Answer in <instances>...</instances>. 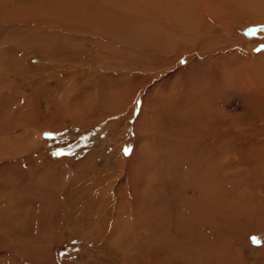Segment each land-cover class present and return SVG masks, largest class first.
<instances>
[{"label":"rangeland","instance_id":"374dc122","mask_svg":"<svg viewBox=\"0 0 264 264\" xmlns=\"http://www.w3.org/2000/svg\"><path fill=\"white\" fill-rule=\"evenodd\" d=\"M204 1L0 0V264H264V2Z\"/></svg>","mask_w":264,"mask_h":264},{"label":"bare ground","instance_id":"6f19581e","mask_svg":"<svg viewBox=\"0 0 264 264\" xmlns=\"http://www.w3.org/2000/svg\"><path fill=\"white\" fill-rule=\"evenodd\" d=\"M168 1H171V2H180V0L178 1V0H168ZM231 2H236L237 3V9H238V11L240 12V10H242V12H243V9L245 8V7H247L248 5H246V4H249V2H255V3H259V2H264V0H230ZM97 2V1H96ZM157 2V1H156ZM166 2H167V0H166ZM183 2H184V0H183ZM198 2H205L204 0H198ZM209 2V1H208ZM103 4V3H102ZM177 4V3H176ZM184 4H186V2L184 3ZM95 5V4H94ZM96 6V5H95ZM94 6V7H95ZM100 6V5H99ZM179 6V5H178ZM100 7H102V6H100ZM127 7V6H126ZM125 7V8H126ZM130 8H131V6H130ZM216 8V7H215ZM221 8V7H220ZM128 10V9H127ZM203 11V10H202ZM245 11V10H244ZM241 13V12H240ZM243 13H245V14H249L248 12H243ZM243 13H241L242 15H244ZM197 14V13H196ZM198 14H200V13H198ZM244 17V16H243ZM263 17V16H262ZM250 19H251V17H249ZM146 19V18H145ZM155 19V18H154ZM202 19H203V17H202ZM215 19V18H214ZM135 20V19H134ZM213 20V19H212ZM243 20V19H242ZM248 20V19H247ZM252 20V19H251ZM258 20V19H257ZM221 21V20H220ZM261 21H264V18H261ZM159 22V21H158ZM158 22H156L157 24H159ZM200 22L201 21H199V25H200ZM230 22V21H229ZM247 22H253V20L252 21H247ZM254 22H258V21H254ZM151 23V22H150ZM202 24V23H201ZM214 24H215V22H214ZM249 24V23H248ZM168 25V24H167ZM197 25V24H196ZM199 25H198V27H199ZM159 26V25H158ZM165 27H170V26H165ZM197 27V28H198ZM195 31V30H194ZM197 32H199V31H197ZM168 34V33H167ZM196 34V33H195ZM195 34H194V36H195ZM199 34H201V33H199ZM198 34V35H199ZM192 35V34H191ZM199 37V36H198ZM263 54H264V52H263ZM243 65V64H242ZM197 72V71H196ZM207 76H209V75H207ZM205 83H207V82H205ZM214 110V109H213ZM219 110V109H218ZM225 120V119H224ZM226 121V120H225ZM218 129V128H217ZM231 129H234V128H231ZM235 130V129H234ZM211 131V130H210ZM209 131V132H210ZM232 132V131H231ZM214 133V132H213ZM225 142V141H224ZM248 142V141H247ZM253 143V142H252ZM227 144H228V142H227ZM220 145V144H219ZM250 145H252V144H249V146ZM212 146V145H211ZM229 146V145H228ZM227 146V147H228ZM229 148V147H228ZM213 150V149H212ZM234 150V149H233ZM235 152V151H234ZM191 157V156H190ZM264 158V157H263ZM264 161V160H263ZM240 163V162H239ZM251 163V162H250ZM264 163V162H263ZM229 164H231V163H229ZM245 164V163H244ZM246 165V164H245ZM252 165H254V167L255 166H257V169L256 170H258V168L261 166V165H264V164H262V159H256V160H254V162H252ZM223 166V165H222ZM247 166H248V164H247ZM259 166V167H258ZM242 167V166H241ZM253 169V168H252ZM262 169H264V167L262 168ZM192 171V174H194L195 175V178L192 180V184L190 185L191 186V188H189L191 191H198L199 193L201 192V193H206V197L207 198H210L209 196H213V197H216L215 196V193L213 192V190H212V186H215V183H214V175H217V173L219 172V170H215V172L212 170V169H208V166H203V167H197V169L196 170H191ZM198 171H200L201 172V174H199L198 173ZM248 171H249V169H248ZM261 171H263V170H261ZM212 172V173H211ZM238 172H241V171H238ZM246 172V171H245ZM174 173V172H173ZM196 173V174H195ZM247 173V172H246ZM257 174V173H256ZM256 174H255V176H256ZM248 175H252V174H248ZM225 177H228V179L227 180H229V178H230V180H234V181H238V180H240V183H242L245 187H246V192H247V194H250L249 196H251V200H253L254 202H256L257 204H259V206L261 205V200H264L263 198H264V175H262V176H258V177H255V178H252V177H249V176H244V173L242 172V174L241 175H238V173H230L229 172V174H227V175H225ZM232 177V178H231ZM170 178L172 179L171 181H173V174H170ZM223 178V177H222ZM160 181V180H159ZM168 181H169V179H168ZM216 181V180H215ZM231 183V182H230ZM234 183V182H233ZM239 183V184H240ZM238 184V185H239ZM230 185V184H229ZM237 185V186H238ZM231 187V186H230ZM242 188V187H241ZM235 189V188H234ZM235 191H236V189H235ZM259 191H260V193H259ZM244 195V194H243ZM158 196H161V193L160 192H158V194H157V202H160L159 200H160V198H162V197H158ZM248 196V195H247ZM231 198V197H230ZM250 200V199H249ZM264 204V203H263ZM242 208V207H241ZM240 212V211H239ZM263 214V213H262ZM227 217H228V215H226ZM238 216V215H237ZM261 218V217H260ZM212 219V218H211ZM225 219H227L226 217H225ZM232 219H233V217H232ZM236 220V219H235ZM235 220L233 219V221L235 222ZM218 223V222H217ZM223 224V223H222ZM237 224V223H236ZM216 225H221V224H216ZM229 225V224H228ZM227 226V225H226ZM229 226H232V225H229ZM214 227H212V229H213ZM216 228H217V226H216ZM256 228V225L254 224V223H249V222H246L245 224H244V227H242V229H240V231L241 232H239L238 230H235V231H233L232 233H231V235L233 236V238L235 239V240H241V239H244V238H246V237H248V235L250 234V233H255L257 230L255 229ZM238 229V228H237ZM216 231V230H215ZM217 232V231H216ZM243 241V240H242ZM212 246V245H211ZM232 246V245H231ZM234 246V245H233ZM254 251L255 252H257V253H262L263 251H264V244L261 246V247H259V248H256V249H254ZM201 252V251H200ZM212 261V260H211Z\"/></svg>","mask_w":264,"mask_h":264},{"label":"snow or ice","instance_id":"6c2138e0","mask_svg":"<svg viewBox=\"0 0 264 264\" xmlns=\"http://www.w3.org/2000/svg\"><path fill=\"white\" fill-rule=\"evenodd\" d=\"M185 61H183V60H181V63H184ZM137 103L139 104V101H137ZM45 135H51L50 133H46ZM62 153V150H59V151H57V152H54L53 153V155H59V154H61ZM124 154H125V156H128V155H130L131 154V150L129 149V148H125L124 149ZM253 240L255 241V238H253Z\"/></svg>","mask_w":264,"mask_h":264}]
</instances>
